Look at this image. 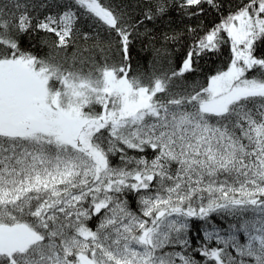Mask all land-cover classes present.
Returning a JSON list of instances; mask_svg holds the SVG:
<instances>
[{"label":"snow or ice","instance_id":"6c2138e0","mask_svg":"<svg viewBox=\"0 0 264 264\" xmlns=\"http://www.w3.org/2000/svg\"><path fill=\"white\" fill-rule=\"evenodd\" d=\"M204 4L219 8L149 0L136 23L104 0H73L35 23L20 0L18 15L0 6V264H201L192 253L204 264H264V0H242L203 35L188 27L193 43L176 69L154 60L133 74L130 63V29L169 8L197 17ZM80 15L115 32L118 61L76 47L93 39ZM32 31L54 37L42 41L46 55L22 47ZM225 43L227 69L187 85L194 57ZM213 214L231 218L227 229ZM193 218L208 227L190 249Z\"/></svg>","mask_w":264,"mask_h":264},{"label":"trees","instance_id":"16d2710c","mask_svg":"<svg viewBox=\"0 0 264 264\" xmlns=\"http://www.w3.org/2000/svg\"><path fill=\"white\" fill-rule=\"evenodd\" d=\"M73 0H20L22 5L27 4V11L32 16L33 22L36 19H43L44 16L52 14L56 15L65 10L64 6L72 4ZM105 4L112 5L118 12L125 15V19L130 23H136L137 19L143 20L142 12L148 6L149 0H104ZM174 0H169L173 3ZM242 0H216L219 8H213L204 4L205 11L197 17H188L180 13L179 9L169 8V12L162 19L155 22H145L144 26H138L132 31L131 44L129 46V58L133 74L142 72L149 68L152 61H158L157 67L164 69H176L180 66L182 59L186 56L189 47L193 43V39L188 35L186 29L188 27L197 28V34L203 35L207 30H210L215 25L219 24L222 19L227 17L231 12L236 10ZM15 0H0V6L6 5V12H17L19 10L13 7ZM35 5V7H33ZM43 5V6H41ZM74 11L79 10L73 7ZM77 27L81 32H87L93 39L84 41L82 38L76 42L78 48H88L91 52H85L84 55H92L97 61L102 60L104 56H108L110 62L119 60V54L116 52L117 37L115 32H110L102 22L88 15H80L77 22ZM150 30L149 35H144L145 29ZM163 33H168L169 36L180 33V39L177 41L169 40L165 42L162 38ZM226 35V34H223ZM48 34L42 31H32L27 35H21L20 39L22 47L32 51L37 55H46L49 52L47 45L42 43L45 39H53ZM99 47H94L95 45ZM103 49V51H101ZM74 48L68 49L69 57L72 55ZM159 50V51H157ZM64 54L61 53V56ZM256 55L264 56V45L260 46ZM232 53L230 43L222 44L220 49L216 52L202 53L196 60L194 67L195 72L186 73L183 78L187 85L193 83L206 86L207 80L211 75L217 71L226 70L231 62ZM258 75L256 71L249 72L248 75ZM129 155H136L135 152H129ZM151 157L152 153H147ZM113 165L119 164V154L111 157ZM137 197L134 195L129 196V205L134 211H138ZM231 221L230 217L224 215L213 214L211 223L223 229H227ZM98 219H94L91 227H95ZM208 227L203 221L193 218L188 233L190 241V249L199 247L203 242L204 230ZM243 242V237H241ZM211 247L217 246L215 241L210 244ZM178 250V249H177ZM197 261L204 264V258L197 253H192Z\"/></svg>","mask_w":264,"mask_h":264},{"label":"rangeland","instance_id":"374dc122","mask_svg":"<svg viewBox=\"0 0 264 264\" xmlns=\"http://www.w3.org/2000/svg\"><path fill=\"white\" fill-rule=\"evenodd\" d=\"M248 74H249V73H248ZM251 76H255V75H252V74H251V75H249V77H251Z\"/></svg>","mask_w":264,"mask_h":264}]
</instances>
